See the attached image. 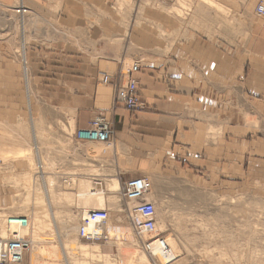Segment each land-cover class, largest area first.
Masks as SVG:
<instances>
[{
    "label": "crops",
    "instance_id": "obj_1",
    "mask_svg": "<svg viewBox=\"0 0 264 264\" xmlns=\"http://www.w3.org/2000/svg\"><path fill=\"white\" fill-rule=\"evenodd\" d=\"M21 1L29 9L28 23L8 18L7 27L17 31L18 22L20 34L0 35V147L5 143L29 151L39 129L49 132L60 147L70 139L64 124L76 133L104 115L114 130L111 143L98 159L88 157L83 166L103 172L104 207L110 209L113 222L119 217L109 202L113 191L107 185L112 180L125 188L131 179L146 178L152 184L146 199L156 201L167 187L166 177L208 171L209 154L217 157V165L218 140L222 162L223 138L211 129L223 124L225 91H259L250 79L245 90L235 85L237 76L250 71L247 57L240 61L225 55L223 42L195 31L197 17L179 19L170 0H137V6L123 9L120 19L112 16L111 0ZM216 1L222 7L227 3ZM18 2L0 0V5L20 17ZM187 5L189 10L191 4ZM49 18L62 24L56 36L48 34ZM199 26L206 28V22L200 20ZM125 60L142 61L137 78L146 106L134 113L116 102L114 81L98 84L99 75L116 76ZM262 72L264 67L250 71L253 76ZM246 96L240 94V101L249 102ZM37 144L33 148L39 155ZM57 148L46 150L47 155L63 169L78 170L80 153L64 161Z\"/></svg>",
    "mask_w": 264,
    "mask_h": 264
},
{
    "label": "rangeland",
    "instance_id": "obj_2",
    "mask_svg": "<svg viewBox=\"0 0 264 264\" xmlns=\"http://www.w3.org/2000/svg\"><path fill=\"white\" fill-rule=\"evenodd\" d=\"M224 1L227 3H224L221 10L207 0H174L171 3H173L172 11L179 19L197 17V22L194 20L193 25L195 31L223 42L225 55H231V59H240V61L247 57L250 61V64L248 63L250 71L253 68L264 67V44L261 42L264 18L256 12L257 6L264 3V0ZM144 3L150 2L144 1ZM187 3L191 4L190 11L187 10L189 7ZM20 4H23L21 0L17 6ZM137 4V0H111L114 10L112 16L117 15L120 19L123 9ZM178 5L182 6L179 10ZM204 6L207 10H204ZM8 10L0 5V17H4L0 20L2 19V23L5 22V24L0 22V35H19V23L16 24L17 31H14L10 25L7 27L6 20L8 18L13 20L15 17L16 20L19 19L21 22L26 20L25 22L28 23L29 9L24 18L16 17L12 9ZM200 20L206 22V28L199 26ZM61 29V22L49 18V36H56ZM135 62H140L141 65L142 61ZM133 63L132 60H125L124 68L121 69L126 70ZM250 71L247 69L245 73H249L250 76L245 74L237 76L236 82L240 86L238 83L235 85L239 87L238 89L245 90L250 79L259 91L255 88H251L255 92L250 90L247 93L236 94L232 89L225 91L223 124L221 125L220 122L216 130L211 129V134L223 138L222 162L219 150L221 142L218 140L217 165L215 163L217 157L209 154L208 171L173 173L172 176L165 178L167 187L161 190L156 201L154 200L157 212L156 233L165 239L173 238L172 240L178 245L177 254L180 261L176 264H256L258 261L257 264H264V92L261 90L264 87V75L260 73L253 76ZM97 78L98 84L110 85L102 82L103 74ZM240 94L242 97L248 94L250 101L241 102ZM100 116L106 118L102 114ZM63 131L70 139L64 140L62 144L59 143L60 147L51 141L49 132L41 129L36 134V140L32 141L29 151L12 149L13 145L9 147L5 143L0 147V226L4 219L12 214L27 215L33 220L35 213H41L46 223L40 231L34 230L32 222L33 230L29 235L33 239V248L27 252L20 264H34L32 252L36 254L35 261L46 264H150L149 257L147 260L142 257L146 254L139 246L128 220L129 203L121 194L124 188L117 191L111 189L114 191L109 202L111 201L119 219L116 222L109 221L110 224L108 223L107 226L125 229L127 237L116 233L109 235L108 239L86 241L72 230V227L77 226L81 220L79 214L81 207L86 206L81 200L79 202L76 196L81 181L88 179L93 190H103V185L97 184V181L103 180V172L93 165L89 170L83 165H87L88 157L98 159L103 149L109 146L103 143L78 142L72 137L75 131L69 129L66 124L63 125ZM36 141L40 148L39 155L33 148V143L35 145ZM16 143L19 144L18 139ZM56 147L61 149L64 161L79 152L81 155L79 169H63L58 166L55 157L47 155L46 152ZM5 148L16 151H12L10 156L6 155L7 158L3 159L2 152L7 150ZM25 173L30 175L28 182L21 179ZM43 174L47 176V181H50V198L55 217L51 213L47 195L45 196L43 191L42 184L46 179ZM90 174L94 176H89ZM148 184L151 191V181ZM126 203H128L127 209ZM88 206L93 207L90 204ZM95 207L105 208L104 204ZM68 230L70 239L75 238L80 245L93 246L96 243L99 245V250L92 251L88 255L81 253L80 249L70 253V250H66L63 246L64 233ZM33 231L36 237L33 236ZM41 246L55 249V253L51 255L56 258L39 252ZM126 250L134 253L132 256L126 252L125 254ZM104 255L107 257L105 258Z\"/></svg>",
    "mask_w": 264,
    "mask_h": 264
},
{
    "label": "built area",
    "instance_id": "obj_3",
    "mask_svg": "<svg viewBox=\"0 0 264 264\" xmlns=\"http://www.w3.org/2000/svg\"><path fill=\"white\" fill-rule=\"evenodd\" d=\"M15 9L21 18L28 14V8L23 4ZM256 12L264 18L263 2L257 6ZM140 71V62H134L126 70L121 69L116 77L104 74L102 78L104 84H112L114 81L116 102L132 113L142 110L146 106L140 93L139 79L137 78ZM124 75L126 77L125 82H123L122 77ZM113 134L114 130L110 121L99 115L90 122L89 127L78 129L75 133V139L78 142L110 144ZM97 184L103 185V182L97 181ZM148 193L147 179L135 178L126 183L121 194L122 198L131 204V207H128V220L139 246L149 257L150 264H163L153 250L157 246L162 250H167L169 246L166 239L156 233V202L146 199ZM109 221L110 209L89 208L86 216L80 220L78 235L86 241L108 239L109 235L105 231L101 230L100 233H97L96 230L87 231L86 226L93 224L98 228H105ZM4 223L7 226L8 235L7 237L0 236V264H20L25 259L27 252L33 248V239L29 235L33 230L32 221L27 215L12 214L4 219Z\"/></svg>",
    "mask_w": 264,
    "mask_h": 264
},
{
    "label": "bare ground",
    "instance_id": "obj_4",
    "mask_svg": "<svg viewBox=\"0 0 264 264\" xmlns=\"http://www.w3.org/2000/svg\"><path fill=\"white\" fill-rule=\"evenodd\" d=\"M207 1H209L211 4H214V5H216L217 7H219L220 9L219 10H221L222 9V4H219V3H217V1L216 0H207ZM232 4V3H231ZM184 5V4H183ZM180 9V8H179ZM36 21V20H35ZM22 35V34H21ZM24 53V52H23ZM19 134V133H18ZM20 151H23V150H20ZM19 151V152H20ZM25 152V151H24ZM23 152V153H24ZM10 152L8 151L7 152V150H4L3 152H2V158L3 159H5V158H7V156L6 155H9L10 156V154H9ZM22 153V152H21ZM20 154V153H19ZM27 154V153H26ZM17 156V155H16ZM15 156V157H16ZM24 176L21 178L23 181H29V177H30V175H28V174H23ZM50 176V175H49ZM35 177V176H34ZM42 177V176H41ZM32 179V178H31ZM82 180V179H81ZM80 180V181H81ZM109 180V179H108ZM112 182V185L111 184H109L108 183V189H114V190H120V184H119V182H118V180H116V179H114V180H112L111 181ZM26 184V183H25ZM28 185V184H27ZM42 186H43V191L45 192V196L47 195V201H48V204H49V207H50V209H51V213L53 214V216H54V211L52 210V208H53V203L51 202L52 200H51V198H50V196H51V190H50V188H51V186H50V181H47V178L46 179H44L43 180V184H42ZM53 187V186H52ZM78 187V186H77ZM92 184H91V181H89L88 179L87 180H82L81 181V183H80V187H79V189H78V191L76 192V196L79 198V202H80V200L83 202V203H85L86 204V206L85 205H83L84 207H81V211H80V218L82 219V217H85L86 216V212H87V209H89L88 207H91V206H88L89 204L90 205H92L93 207H91V208H96L95 206H97V205H103L104 204V191L103 190H93L92 188ZM53 189V188H52ZM113 190V191H114ZM70 197V196H69ZM107 197V196H106ZM70 199V198H69ZM28 200V199H27ZM88 206V207H87ZM128 207H131V204H129V206ZM49 209V210H50ZM70 210V209H69ZM264 210V209H263ZM59 212V211H58ZM69 213V212H68ZM49 214V213H48ZM72 215V214H71ZM48 217H49V215H48ZM55 217V216H54ZM72 217V216H71ZM44 217L41 215V213L39 214V213H35V215H33V220H31L32 222H33V224H34V230L35 229H37V230H40L44 225H46V223H45V221H44V219H43ZM68 218H69V216H68ZM76 221V220H75ZM76 223V222H75ZM78 223V222H77ZM80 223L81 222H79V224L77 225V226H74V227H72V230L75 232V233H78V231H79V226H80ZM67 224V223H66ZM110 224V223H109ZM160 226V225H159ZM14 228H16L15 226H13ZM70 229V228H69ZM86 229H87V231H94V230H96L97 231V233H100V231L102 230V231H105L108 235H111V234H120L121 236L123 235L124 237H127V233L125 232L126 230L125 229H123V228H111V227H109V226H106L105 228L103 227V228H98V227H96V226H94L93 224H90V225H88V226H86ZM163 229V228H162ZM41 231V230H40ZM70 231L68 230V231H65V233H64V242H63V246L66 248V250L67 249H69L70 250V253L71 252H75V251H78L77 249H80L82 252L81 253H84V254H86V255H88V254H91L92 253V251H98L99 250V245H97L96 243L92 246L91 244V246H89V245H85V244H79V243H77V240L74 238V239H70L69 238V235L70 234H68ZM33 233V236H35V231H33L32 232ZM73 233V232H72ZM38 234V233H37ZM7 235H8V230H7V226H6V224L3 222L2 224H1V226H0V236H2V237H7ZM36 237V236H35ZM38 237V236H37ZM41 239V238H40ZM78 239V238H77ZM173 238H171V237H167L166 238V243H167V245L169 246V249L167 248V250H162V249H160L158 246L156 247V248H154V250H153V252H154V254L158 257V259L163 263V264H176V263H178L179 261H180V259H178V257H179V254H177V252H178V245L176 244V242H174L173 240H172ZM248 241V240H247ZM137 242V241H136ZM135 242V243H136ZM81 243V242H80ZM187 247V246H186ZM49 248V247H48ZM55 248V247H54ZM96 248V249H95ZM133 249H134V247H132ZM39 249V248H38ZM137 249V248H136ZM63 250V249H62ZM68 250V251H69ZM137 250H140V249H137ZM55 249L53 250V249H47V248H42V246L40 247V250H39V252H41V253H43V254H49V255H51V254H54L55 252ZM256 251V250H255ZM127 253L128 255L129 254H131V256H132V253H134V252H131V251H124V253ZM136 252V251H135ZM257 252H259V251H257ZM57 253V252H56ZM66 253H68V252H66ZM80 253V252H79ZM80 253V254H81ZM125 253V254H126ZM255 253V252H254ZM38 254V253H37ZM146 254V253H145ZM258 254V253H257ZM32 256H33V263L34 264H46V263H43V262H40V261H35L34 259H35V252H32V254H31ZM56 255V254H55ZM142 255V254H141ZM45 257H49V256H46V255H44ZM52 256V255H51ZM50 256V257H51ZM57 256V255H56ZM68 256V255H67ZM105 256V258L107 257L106 255H104ZM256 256V255H255ZM254 256V258H256ZM53 258H54V256H52ZM142 257H144V258H146V260H147V254L146 255H144V256H142ZM261 257H263V256H261ZM260 257V258H261ZM56 258V257H55ZM54 258V259H55ZM134 258H135V256H134ZM182 258V257H181ZM257 258H258V256H257ZM256 258V259H257ZM259 258V259H260ZM58 259V258H57ZM256 259H255V261H256ZM258 259V260H259ZM262 259V258H261ZM109 261V260H108ZM262 261H263V259H262ZM259 262V261H258ZM257 262V263H258ZM184 263V262H183ZM256 263V264H257ZM49 264V263H48ZM52 264V263H51ZM114 264V263H113Z\"/></svg>",
    "mask_w": 264,
    "mask_h": 264
}]
</instances>
